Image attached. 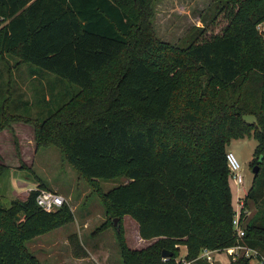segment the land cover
Masks as SVG:
<instances>
[{"label":"trees","instance_id":"obj_1","mask_svg":"<svg viewBox=\"0 0 264 264\" xmlns=\"http://www.w3.org/2000/svg\"><path fill=\"white\" fill-rule=\"evenodd\" d=\"M154 1L0 0V60L15 57L77 87L42 120L5 107L0 131L27 122L37 148L61 151L99 195L110 218L99 228H114L122 264H177L183 247L193 259L238 243L227 146L253 135L259 172L245 208L253 202L256 211L245 215L242 242L264 255V0H220L186 44L159 38ZM8 168L0 155V177ZM117 177L126 182L103 192L100 181ZM37 188L47 186L9 206L0 197V264H42L27 242L75 220L67 201L42 210ZM125 216L155 240L130 247ZM70 241L82 248L76 233Z\"/></svg>","mask_w":264,"mask_h":264},{"label":"rangeland","instance_id":"obj_2","mask_svg":"<svg viewBox=\"0 0 264 264\" xmlns=\"http://www.w3.org/2000/svg\"><path fill=\"white\" fill-rule=\"evenodd\" d=\"M218 2L220 0H155L153 22L157 35L164 41L186 44L196 33L198 26L204 25L203 20L208 21L212 18ZM261 28L264 30V22ZM28 69L29 72L35 69L38 78L29 79ZM76 89V86L68 84L52 73L38 70L28 63L17 64L15 57L7 56L6 59L0 60V120L6 114H2L5 107L10 114L18 116L19 113L13 111L16 104L21 107L17 110L21 112L20 115L26 114L25 116L42 120L69 100ZM47 93L52 97L50 103L44 97ZM28 104H31L30 107L27 106ZM245 119L253 122L255 116L246 115ZM32 127L34 128L33 125ZM256 145L257 140L252 135L233 139L227 146V151L233 152L241 164L240 171L244 176L245 190L250 189L255 177L252 161ZM6 147L12 149L10 143ZM18 149L20 150L19 147ZM37 149L39 152L30 169H9L0 177L1 203L9 206L12 199L19 198L17 195L21 193L24 195L42 182L66 198L74 212L75 220L34 237L27 242L28 248L42 264H122L114 228L112 226H108L109 228L105 230L99 228L110 221V218L108 220L105 207L97 192L86 180L80 178L57 147ZM125 182V177H117L101 180L100 184L102 191L107 192ZM230 184L236 206L237 195L244 193L242 190H237L231 175ZM53 187H58L59 190ZM255 211L256 206L250 202L247 217L250 218ZM122 225L130 247L141 248L155 240L142 239L139 235L138 223L130 216L123 218ZM73 233L78 235L82 248L75 247L71 243L70 236ZM184 251L182 249L180 254H184ZM216 256V264L230 262L225 252H220Z\"/></svg>","mask_w":264,"mask_h":264},{"label":"built area","instance_id":"obj_3","mask_svg":"<svg viewBox=\"0 0 264 264\" xmlns=\"http://www.w3.org/2000/svg\"><path fill=\"white\" fill-rule=\"evenodd\" d=\"M261 25L262 23L258 25V29L264 35V30H262ZM227 160L231 172L230 175L236 184L237 190H242L244 193L243 195H237L236 206L234 204L235 214L233 225L235 234L239 241L235 245L224 248L222 250L204 249L196 258L193 259L186 258L185 254L181 255L177 258V264H216V254H219L220 252L227 253L230 260H235L239 256H245L251 259L254 264H264V255L258 249L249 246L245 242H242L245 235V215L247 216V209L245 208V196L248 191L245 190L244 176L240 171L241 164L238 161L236 155L233 152H227ZM37 190L38 194L36 196V202L37 205L44 211H55L58 207H60L67 201L62 194L54 190L48 188H37ZM164 259L166 260V257H164Z\"/></svg>","mask_w":264,"mask_h":264},{"label":"crops","instance_id":"obj_4","mask_svg":"<svg viewBox=\"0 0 264 264\" xmlns=\"http://www.w3.org/2000/svg\"><path fill=\"white\" fill-rule=\"evenodd\" d=\"M14 65L20 67V65H16V64ZM28 72H29V69H28ZM29 75H30L29 79L38 78L37 72L35 70H32V71L30 70ZM44 97H46L45 100L47 101L50 100L49 93H47ZM30 105L28 104L27 106L30 107ZM13 108H14L13 111L21 114L20 111H17L21 108L19 107V105L16 104ZM15 139H17L18 147L20 148V150L16 147ZM9 143L12 147L11 150H9L6 147L7 144ZM38 152H39V149H37L36 142H35V132L31 124L24 123V122H12L9 128L7 127L0 131V155L2 156V162L6 164L7 166H9L7 170L18 169V168L19 169L20 168L30 169V167L33 166L36 160ZM53 188L56 190H59L58 187H53ZM27 192H25L24 195H21L23 194L21 193L20 195H17V197H19L20 199H25L27 197V194H26ZM69 198L71 199V197ZM182 249L185 250L184 251V254H185L186 248L183 247Z\"/></svg>","mask_w":264,"mask_h":264},{"label":"water","instance_id":"obj_5","mask_svg":"<svg viewBox=\"0 0 264 264\" xmlns=\"http://www.w3.org/2000/svg\"><path fill=\"white\" fill-rule=\"evenodd\" d=\"M253 171L255 172V174H258V172H259V165H255L253 167ZM114 225L115 226H118L119 225V218H114ZM170 255H171V253H169L167 251H164L163 252V256L164 257L170 256Z\"/></svg>","mask_w":264,"mask_h":264}]
</instances>
